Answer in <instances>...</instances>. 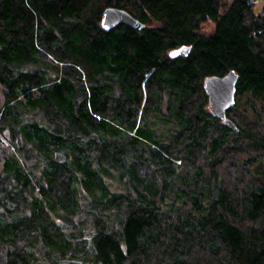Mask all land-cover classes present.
Listing matches in <instances>:
<instances>
[{
    "label": "trees",
    "instance_id": "trees-1",
    "mask_svg": "<svg viewBox=\"0 0 264 264\" xmlns=\"http://www.w3.org/2000/svg\"><path fill=\"white\" fill-rule=\"evenodd\" d=\"M0 87V264H264V7L0 0Z\"/></svg>",
    "mask_w": 264,
    "mask_h": 264
},
{
    "label": "water",
    "instance_id": "water-1",
    "mask_svg": "<svg viewBox=\"0 0 264 264\" xmlns=\"http://www.w3.org/2000/svg\"><path fill=\"white\" fill-rule=\"evenodd\" d=\"M123 22L134 29H141L143 24L127 11L117 7H106L102 12L101 25L109 30ZM237 74L229 70L222 76L207 77L204 88L211 102L212 113L225 120L226 111L235 104ZM233 126V125H232Z\"/></svg>",
    "mask_w": 264,
    "mask_h": 264
},
{
    "label": "rangeland",
    "instance_id": "rangeland-1",
    "mask_svg": "<svg viewBox=\"0 0 264 264\" xmlns=\"http://www.w3.org/2000/svg\"><path fill=\"white\" fill-rule=\"evenodd\" d=\"M226 1L231 2L232 0H226ZM263 7H264V0H256L254 2V11H255V13H260L261 10L263 9ZM212 27H213V24L211 22H205L204 23V29L206 31L211 30ZM176 53H179V51L176 50V51L172 52V55H175ZM1 95H2V92H1V87H0V105L2 103V96ZM2 144H3L2 147H4V146H5V148L7 147V143L6 142H3Z\"/></svg>",
    "mask_w": 264,
    "mask_h": 264
},
{
    "label": "bare ground",
    "instance_id": "bare-ground-1",
    "mask_svg": "<svg viewBox=\"0 0 264 264\" xmlns=\"http://www.w3.org/2000/svg\"><path fill=\"white\" fill-rule=\"evenodd\" d=\"M253 1L255 2L256 0H253ZM123 10H124V9H123ZM125 11H126V10H125ZM128 13H129V12H128ZM132 16H133V15H132ZM133 17H134V16H133ZM101 18H102V16H101ZM136 19H137V18H136ZM120 23H123V22H120ZM118 24H119V23H118ZM118 24H117V25H118ZM125 24H126V23H125ZM115 26H116V25H115ZM115 26H114V27H115ZM128 26H129V25H128ZM101 27H102V25H101ZM102 28H103V27H102ZM112 28H113V27H112ZM112 28H111V29H112ZM103 29H104V28H103ZM104 30H105V29H104ZM109 30H110V29H109ZM137 30H139V29H137ZM187 51H188V49H187L185 52L187 53ZM221 76H222V75H221ZM209 77H210V76H209ZM209 100H210V99H209ZM235 100H236V95H235ZM210 103H211V102H210ZM233 106H234V105H233ZM231 107H232V106H231ZM231 107H229V108H231ZM211 109H212V108H211Z\"/></svg>",
    "mask_w": 264,
    "mask_h": 264
},
{
    "label": "flooded vegetation",
    "instance_id": "flooded-vegetation-1",
    "mask_svg": "<svg viewBox=\"0 0 264 264\" xmlns=\"http://www.w3.org/2000/svg\"><path fill=\"white\" fill-rule=\"evenodd\" d=\"M176 54H178V53H176Z\"/></svg>",
    "mask_w": 264,
    "mask_h": 264
}]
</instances>
